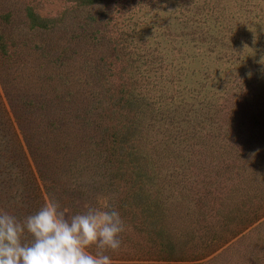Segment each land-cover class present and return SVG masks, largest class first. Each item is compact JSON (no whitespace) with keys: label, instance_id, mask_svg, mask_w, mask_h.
<instances>
[{"label":"rangeland","instance_id":"obj_1","mask_svg":"<svg viewBox=\"0 0 264 264\" xmlns=\"http://www.w3.org/2000/svg\"><path fill=\"white\" fill-rule=\"evenodd\" d=\"M0 37V210L108 204L112 264H264V0H0Z\"/></svg>","mask_w":264,"mask_h":264},{"label":"clouds","instance_id":"obj_2","mask_svg":"<svg viewBox=\"0 0 264 264\" xmlns=\"http://www.w3.org/2000/svg\"><path fill=\"white\" fill-rule=\"evenodd\" d=\"M124 229L108 204L70 217L52 198L23 219L0 210V264H112Z\"/></svg>","mask_w":264,"mask_h":264},{"label":"trees","instance_id":"obj_3","mask_svg":"<svg viewBox=\"0 0 264 264\" xmlns=\"http://www.w3.org/2000/svg\"><path fill=\"white\" fill-rule=\"evenodd\" d=\"M75 1L81 4L91 5V4L97 3L100 0H75ZM27 16L33 27L47 29L49 25L51 24V18L41 17L30 9L28 10ZM3 46H4V42L2 41V38L0 37V49L3 48Z\"/></svg>","mask_w":264,"mask_h":264}]
</instances>
